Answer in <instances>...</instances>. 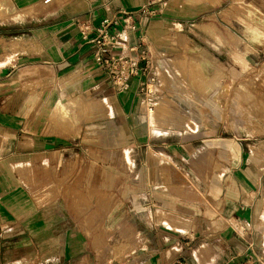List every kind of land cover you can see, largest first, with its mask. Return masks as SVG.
I'll use <instances>...</instances> for the list:
<instances>
[{
  "label": "crops",
  "instance_id": "1",
  "mask_svg": "<svg viewBox=\"0 0 264 264\" xmlns=\"http://www.w3.org/2000/svg\"><path fill=\"white\" fill-rule=\"evenodd\" d=\"M20 1L33 4L40 0ZM51 1L54 0L44 3ZM173 1L55 0L35 18L3 25L0 39L6 42L0 41V264L256 262L258 202L250 203L245 198L253 190H257V199L261 193L262 176L255 170L261 160L251 156L253 151L264 153V141L246 144L237 137L221 135L220 150L231 156L224 159L223 165L236 168L239 177L227 173L215 181V191L210 192L215 202L210 211L201 208L202 213H197L191 196L180 197L169 185L157 160L148 157V143L147 158L136 159L137 170L129 178L128 198H124L119 210L107 207L105 228L100 229L97 223L90 225L84 218L100 213L93 201L88 211L77 203L69 204V191L84 177L87 181L89 168L98 160L94 154L92 159L85 158V151L97 152L99 145L84 143L76 136L44 134L42 126L37 125L39 115L46 125L53 106L47 92L43 101L50 104L49 109L43 114L36 111V82L48 87L52 76L60 81L72 77L63 91H89L110 100L132 92L131 103L146 76L131 78L126 89L116 85L111 74L95 62L94 47L83 38L77 19L97 26L104 18L122 17L120 12L125 10L134 14L136 23V30L126 35L130 45L139 44L140 50L146 52L150 46L180 47L181 34L176 29L179 18L168 6ZM143 8L155 10L154 15H144ZM235 33L248 38L238 28ZM206 50L211 51L207 46ZM214 54L227 57V63L221 58L220 62L234 76L233 66L238 67L229 58L228 47L221 43ZM120 129L131 142H136L137 135L142 136L136 127ZM180 144V140L175 144L161 143L160 152L179 151ZM113 165L108 163V167ZM134 185L141 188L140 196L133 193ZM123 220L129 227V238L124 240L117 231ZM121 245L128 251L124 261L116 250Z\"/></svg>",
  "mask_w": 264,
  "mask_h": 264
},
{
  "label": "rangeland",
  "instance_id": "2",
  "mask_svg": "<svg viewBox=\"0 0 264 264\" xmlns=\"http://www.w3.org/2000/svg\"><path fill=\"white\" fill-rule=\"evenodd\" d=\"M11 1L18 6L13 11L6 10L1 14L0 31L4 30V24L35 18L49 9L55 0L50 3L40 0L33 4ZM168 6L179 18L176 29L181 34L180 47L157 49L150 46L147 52L150 62L144 78L145 89L138 91L137 98L135 96L131 103L129 100L132 92H127L126 97L122 93L110 100L89 91H63L71 80L63 84V79L60 81L55 76H52L48 87L39 82L34 85L39 93L35 104L37 112L43 114L49 109L50 104L45 105L43 101L44 93L47 92L51 95V107L57 98L71 106L68 125L62 123L57 118L58 114L50 110L51 118L47 119L44 126L45 119L39 115L37 125L42 126L41 133L76 136L84 143L94 142L99 145L97 152L85 151V158L92 159L94 154L93 158L98 160L93 168H89L87 181L84 177V181L76 182L73 186L75 188L69 191V204L77 203L78 206L82 205L80 207L84 208L83 211H88L94 202L100 213L89 214L84 218L90 225L97 223L100 229L105 228L107 207L110 211L119 210L124 198H128L129 178L137 170L136 159L147 158L148 143L151 145L148 157L157 160L169 185L174 186L173 189L178 191L180 197L191 196L196 203L197 213H202L201 208L210 211L215 202L210 196V192L215 191V181L222 180L227 173L239 177L236 168L223 165L224 159L231 156L220 150L221 135L237 137L246 144L264 141V0H201L198 4L174 0L173 5ZM14 16L17 18L14 19ZM236 28L248 38H240L235 33ZM0 41L6 42L3 39ZM221 43L228 47L229 58L238 67L233 66L234 76L227 72L223 63H227V57L214 54ZM206 46L211 51L206 50ZM236 53L245 57V63L238 62ZM201 55L218 63L224 73L220 76L211 68L207 73L202 70L198 59ZM220 58L223 62H220ZM230 59L229 67L232 66ZM204 74L210 80L217 79L219 85L206 89ZM71 101L76 104L72 105ZM164 101L170 105L173 113L163 117V130L157 127L154 129L152 111H155L158 103ZM93 102L98 105L93 108L95 110L90 108ZM238 105H241V111L234 112ZM242 113L250 121L241 120L239 116ZM124 127H136L142 136L137 135L136 142H131L130 136L121 133L120 128ZM140 137L144 140H140ZM177 140L181 142L179 151L170 152L172 146L171 150L166 148L168 154H165L170 161L160 159V144L167 141L175 144ZM251 157L261 160V165L255 170L257 175L262 176V188L258 199L255 198L257 190L247 193L245 199L250 203L253 200L258 202L254 264H264V153L253 151ZM109 162L114 163V167H108ZM133 188V193L140 196L141 188L135 185ZM142 191L146 193L145 189ZM147 200L152 202L149 196ZM117 231L122 240L129 238V227L124 220ZM116 250L121 255L120 259L126 260V247L121 245Z\"/></svg>",
  "mask_w": 264,
  "mask_h": 264
},
{
  "label": "built area",
  "instance_id": "3",
  "mask_svg": "<svg viewBox=\"0 0 264 264\" xmlns=\"http://www.w3.org/2000/svg\"><path fill=\"white\" fill-rule=\"evenodd\" d=\"M50 1V0H46ZM144 15H154L155 10L143 8ZM122 17L114 15L104 18L94 26L89 21L76 20L80 33L94 47V59L101 69L109 72L111 78L121 89L129 87L131 78L146 74L149 69L147 52L140 50L139 44L130 45L127 39L130 30H136L134 14L121 10ZM143 63L142 65H140ZM145 89L144 80L140 91Z\"/></svg>",
  "mask_w": 264,
  "mask_h": 264
},
{
  "label": "bare ground",
  "instance_id": "4",
  "mask_svg": "<svg viewBox=\"0 0 264 264\" xmlns=\"http://www.w3.org/2000/svg\"><path fill=\"white\" fill-rule=\"evenodd\" d=\"M184 1L186 3H191V4H198L199 2H201V0H184ZM17 6H18V4L15 3V2H12L11 0H0V16H2L1 14L4 11H6V10L13 11L14 9L17 8ZM13 13H11V14H13ZM13 18L16 19L17 17L14 16ZM236 58H237L238 62L245 63V60L246 59L241 54L236 53ZM198 59L200 61L202 70H204L206 73L208 72L209 68H211L212 70L217 71L218 75H220V76H221L222 73H224V69H222V67L218 63L213 62V60L211 61L206 56H204V55L198 56ZM71 78L72 77H70V79L69 78H65L61 82L63 84L64 83H68L71 80ZM204 78L206 79V89H209V88H211L213 86L219 85L217 79L215 80V78H213V79L210 80V78H207V74H204ZM234 100L235 99H233V101ZM71 104L72 105H75L76 102L75 101H71ZM95 107H98V105L95 102H93L92 104H90V108L91 109H93ZM93 110H95V109H93ZM51 111H52V113L58 114L57 115V118L60 119L62 121V123H64L65 125H68L67 123H68L69 119H71V116H70L71 106L68 103L64 102L60 98H57L55 100L54 104H53V107H52ZM237 111H241V105H238V106L235 107L234 112H237ZM152 113L153 114H152V120L151 121L155 125V128L154 129H156V127H157V129L163 130L164 129V126H163V124H164V121H163L164 118L163 117L164 116H168V113H173V111H171L170 105L167 102L164 101L163 103H161V102L158 103L157 106H156L155 111L153 110ZM239 118L241 120H245V121H248L250 119V118H247L246 117V114H244V113L240 114ZM244 124H246V123L244 122ZM166 130L168 131L169 129L167 128ZM159 158L160 159H165L166 161H170L169 160V157L164 152L161 153V155H160Z\"/></svg>",
  "mask_w": 264,
  "mask_h": 264
}]
</instances>
